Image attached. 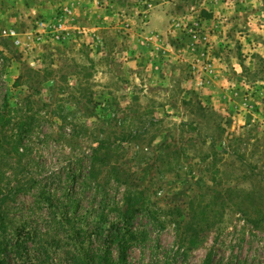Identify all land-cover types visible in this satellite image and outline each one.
Wrapping results in <instances>:
<instances>
[{
	"label": "rangeland",
	"instance_id": "1",
	"mask_svg": "<svg viewBox=\"0 0 264 264\" xmlns=\"http://www.w3.org/2000/svg\"><path fill=\"white\" fill-rule=\"evenodd\" d=\"M113 224L129 264H264V0H0L5 264Z\"/></svg>",
	"mask_w": 264,
	"mask_h": 264
},
{
	"label": "trees",
	"instance_id": "2",
	"mask_svg": "<svg viewBox=\"0 0 264 264\" xmlns=\"http://www.w3.org/2000/svg\"><path fill=\"white\" fill-rule=\"evenodd\" d=\"M127 201V211L125 212V217L131 219L134 217L135 213L140 212V208L136 207L137 205L134 204V199L132 197H128ZM139 205V203H138ZM128 222V221H127ZM126 224V223H125ZM127 230L124 229V227H120L119 225H111V227L108 228L107 233L104 234L102 231L99 238L103 239V246H105V249H103V254L100 257V264H112L111 260V247L108 245H111V243L117 244L119 249V257L118 260L121 264H129V257H128V246H127V238L126 234L123 235V232H126ZM116 234V236H113V234ZM3 249V245H0V264H5V258L2 256L1 251ZM93 258L96 259V255L87 258L85 257L86 261L91 263L93 261ZM203 264H210L209 260L204 262Z\"/></svg>",
	"mask_w": 264,
	"mask_h": 264
}]
</instances>
